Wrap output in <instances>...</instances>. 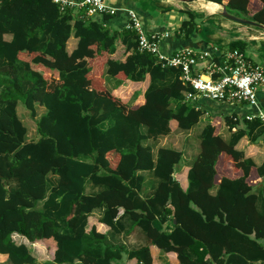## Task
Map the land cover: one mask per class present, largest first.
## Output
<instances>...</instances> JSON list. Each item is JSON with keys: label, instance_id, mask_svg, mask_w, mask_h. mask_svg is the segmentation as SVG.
I'll use <instances>...</instances> for the list:
<instances>
[{"label": "trees", "instance_id": "trees-1", "mask_svg": "<svg viewBox=\"0 0 264 264\" xmlns=\"http://www.w3.org/2000/svg\"><path fill=\"white\" fill-rule=\"evenodd\" d=\"M207 1L264 26V0ZM182 11L188 19L175 36L190 40L199 32L197 17ZM117 14L88 15L86 8L61 9L53 0H0L4 264H35L32 244L44 239L55 243L54 264H153L151 246L174 253L176 264H264V161L257 165L235 147L244 136L256 143L264 125L244 113L210 110L216 101H185L189 89L180 69L140 51L134 30L111 26ZM70 37L77 43L68 51ZM119 48L123 60L114 58ZM244 48L239 40L228 46ZM146 81L143 103L128 107L127 85L142 91ZM19 103L32 115L35 103L43 107L36 140H26ZM208 111L183 188L175 168L182 152L159 147L154 153L150 141L190 130ZM223 119L229 131L236 129L227 139ZM142 172L157 181L147 197ZM86 183L98 190L87 193ZM96 212L107 233L86 229ZM135 229L144 238L138 247L114 239Z\"/></svg>", "mask_w": 264, "mask_h": 264}, {"label": "crops", "instance_id": "crops-1", "mask_svg": "<svg viewBox=\"0 0 264 264\" xmlns=\"http://www.w3.org/2000/svg\"><path fill=\"white\" fill-rule=\"evenodd\" d=\"M106 4H108L111 7L118 8V14L117 16L119 17L115 19V21L112 23L111 26L115 28H122L123 26L126 25L127 23V18L125 16V9H133L137 12L144 29L149 32V33H160V34H165L167 33V36H162L161 39V51L164 54L171 55L175 51L184 48V47H191L197 51L200 50H211L214 47L218 49V52L220 54L225 53L228 51V46L230 43L233 41H240L245 44L244 48V53L245 49L248 45V42H251L252 45H254L255 42H260V44L257 47L256 51H254L256 56L257 54L262 50L264 47V28L256 27L253 25H246L250 27H256L259 29V32H256V29H251L249 27H243V26H236L234 24H231L223 19H217L216 15L220 14L221 12V6L218 5L215 2L207 1V0H194L192 2H186L182 0H104ZM176 2H182V3H189V7L193 12H195L196 17L199 18V32L202 33L205 31L206 26H202L203 23L206 21H214L216 26L218 28V34L214 37L218 39L216 41L217 44H211L209 45L207 41L198 39V34L195 37H192L190 40H185L182 38H178L175 36V33L177 32L180 24L176 26V31L172 35L171 30L166 28L163 23L160 20V17H157L158 11L163 10L162 6H165L166 4H172L175 6L176 9L178 10H183L179 5L176 4ZM194 2H200L199 5H194ZM256 4V3H255ZM193 5V6H191ZM257 6L260 7V4ZM206 13H205V12ZM183 12V11H182ZM221 15V14H220ZM225 18V17H223ZM226 19V18H225ZM197 20V21H198ZM241 24V23H240ZM207 33V32H206ZM228 33H233L228 35ZM218 36V37H217ZM77 43V39L74 37H70L67 43V48L68 51H71ZM205 44H207L205 46ZM122 53V55L120 54ZM246 55V53H245ZM247 57V55H246ZM114 58L118 60H123L124 55H123V49L119 48L116 51V54L114 55ZM253 64H258L260 66H264L262 63H258L255 60H253L250 57H247ZM110 82V84H109ZM115 79L107 78V85L109 88H113L115 86ZM142 85V91H135L136 89L139 88V85L136 83H131L128 84V92L126 97L123 99V102L126 103L128 107H135L137 105H140L143 103V90L145 89L147 85V81L140 83ZM112 92H116L115 89L112 90ZM258 100H259V105L261 106L262 109H264V90L260 91L258 94ZM210 101V100H209ZM201 102H208L206 99H202ZM212 108V109H211ZM210 110H216L217 112H220L222 114H233L237 113L239 116L242 115V113L246 114L248 113L249 109L246 108L244 105L241 104H236V105H227V104H219V103H212L210 105ZM253 111V110H252ZM251 111V112H252ZM210 117V112H206L202 115V119L204 120V125L207 124L209 121ZM203 125V127H204ZM202 127V128H203ZM202 130V129H201ZM236 129H233L232 131L228 130V127L224 124L221 129V135L224 139H227L229 135L234 132ZM190 131V130H188ZM201 132V131H200ZM189 133V132H188ZM182 134L179 130L178 131H173L169 133L168 135L164 137H160L157 139L159 141V144L153 147V152L155 153L156 150L159 147H169L176 149L178 151L182 152L184 154L190 155V151H192V156H194L197 152V144L194 141L189 140L190 134ZM200 134V133H199ZM177 137H181V139H184L182 144H178V142H174ZM152 141V140H151ZM193 143V144H192ZM195 143V144H194ZM193 145H195L193 147ZM236 149L241 150L244 152V154L247 157H250L255 164L259 165L264 161V142H259V143H250L247 139L246 136L242 137L237 143H236ZM191 165V164H190ZM189 165H185L183 168L176 169V177L181 183V186L183 188L187 187V180H186V174H187V169ZM142 175L144 176L143 183H142V196H148L151 194L152 190L155 188L157 181L154 177H152L150 172H142ZM91 188L92 191L87 192L88 190V185L86 183V192L87 193H92L98 190L97 187H94L92 184ZM264 189V186H262ZM98 212L94 213L93 215H90L88 217V224H87V230H89L91 227H94L96 231L100 233H107L109 231V227L100 223L98 221ZM166 229L168 228L169 230L171 227H165ZM109 234V233H108ZM114 239L120 240L123 245H125L127 248H133V247H138L142 244H144V238L141 234H139L138 230L132 231L129 235L123 237L122 235H115ZM45 245L51 255L50 259L52 260V254L55 249V243L53 242L52 239H44L40 241L34 242L32 245ZM35 247V246H34ZM150 252L153 257V264H176L177 259L174 253H163L160 250H158L155 246L150 247ZM7 256L4 254H0V264H4L6 261ZM125 260V259H124ZM37 262V261H36ZM122 263L124 264H133L134 261H123ZM38 264V262H37Z\"/></svg>", "mask_w": 264, "mask_h": 264}, {"label": "built area", "instance_id": "built-area-1", "mask_svg": "<svg viewBox=\"0 0 264 264\" xmlns=\"http://www.w3.org/2000/svg\"><path fill=\"white\" fill-rule=\"evenodd\" d=\"M61 9L86 8L88 15L114 14L118 8L109 6L104 0H53ZM126 29L134 30L138 37V49L156 56L162 66L180 69V80L189 90L184 92L185 101L202 99L221 104L248 106L253 111L244 114L245 120L258 118L264 125V109L259 105L258 94L264 90V66L253 64L244 52L233 49L223 54L214 47L197 51L184 47L171 55L161 51L162 36L167 33L147 32L133 9H125ZM242 117H234V120Z\"/></svg>", "mask_w": 264, "mask_h": 264}, {"label": "rangeland", "instance_id": "rangeland-1", "mask_svg": "<svg viewBox=\"0 0 264 264\" xmlns=\"http://www.w3.org/2000/svg\"><path fill=\"white\" fill-rule=\"evenodd\" d=\"M199 3L200 2H194L193 4L198 6ZM176 4L179 5L181 7V9H191L189 7V3L186 4V3H182V2H176ZM191 6H193V5H191ZM162 9L163 10L158 11L157 17H160L161 22L163 23V25L166 28L172 29L171 34L173 35L175 33L176 29L178 28V27L176 28V26H178L182 20L188 19V16L186 13L182 12L181 10L176 9L175 6L172 4H166L165 6H162ZM227 12L231 13L233 11L227 9ZM231 14H233V13H231ZM236 15H238V14H236ZM216 18L217 19H223V20H225L231 24H234L236 26L238 25V26H243L245 28L249 27L251 29H256V32L257 33L259 32V29H257L256 27L246 26V25L240 24L238 22H235L233 20H230L227 18L225 19L220 14H217ZM198 19L199 18H196V21ZM197 22H199V20ZM202 26H206V29L204 32L198 33V39H202V40L207 41L209 45L214 44V43L217 44L216 41L218 39L214 38L218 34V28L217 27L215 28V26H216L215 22L214 21H206L205 23H203ZM230 34H233V33H230ZM230 34L228 33V35H230ZM259 44H260V42H255L254 45H252L251 42H248V45L245 49V53H246L247 57L252 58L253 60H255L258 63L264 64V47L257 54L258 56L254 55V54H256L254 52L257 49L256 46H258ZM120 54L122 55L121 52H120ZM108 78H111V77L108 76ZM109 84H110V82H109ZM43 111H44L43 107L39 103H35V115H32L30 113V111H28L26 108H24L21 103L18 104V106H17L18 116H19L20 120L23 122V124L27 130L26 131V140H36L38 138V134L36 132V124H37L38 118L43 113ZM203 122H204V120L202 118H200L199 122L196 125H194V127H192L190 129V131L179 130L184 135H186L189 132L188 133V134H190L189 140L194 141L197 144V152L194 156H192V151H190V153H189L190 155L183 153L181 161L175 166L176 169L183 168L185 165H190L195 160V158L199 152V133H200V131L204 125ZM223 125H224V119L220 121V126H223ZM183 140L184 139H181V137H177L174 142H178V144H182ZM150 142L153 145V147H155L156 145L159 144V141H150ZM259 142H264V136L259 138L256 143H259ZM194 146L195 145H193V147ZM87 185H88L87 192L92 191L90 183H87ZM255 189L257 190V188H255ZM13 240L18 241L19 237L17 235H14ZM20 240H22V239H20ZM34 246L32 245L33 254H34L38 264H54L52 262V260L50 259V255H51L50 252L51 251L49 252L48 250H46L47 248L45 247V245H39L38 246L35 244ZM37 262H35V264H37Z\"/></svg>", "mask_w": 264, "mask_h": 264}, {"label": "water", "instance_id": "water-1", "mask_svg": "<svg viewBox=\"0 0 264 264\" xmlns=\"http://www.w3.org/2000/svg\"><path fill=\"white\" fill-rule=\"evenodd\" d=\"M182 1L192 2L194 0H182ZM217 4L221 6V9H222L221 12H220L221 16H223V17H225L227 19L233 20L235 22L241 23V24L253 25V26H256V27L264 28L263 25H260V24L254 22V21H252L250 19H247V18H244V17H240L238 15H234V14L228 13L224 5L219 4V3H217Z\"/></svg>", "mask_w": 264, "mask_h": 264}]
</instances>
